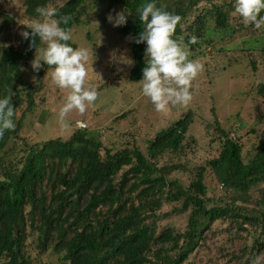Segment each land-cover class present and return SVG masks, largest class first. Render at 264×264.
Segmentation results:
<instances>
[{
	"label": "trees",
	"instance_id": "trees-1",
	"mask_svg": "<svg viewBox=\"0 0 264 264\" xmlns=\"http://www.w3.org/2000/svg\"><path fill=\"white\" fill-rule=\"evenodd\" d=\"M105 1L67 0L55 6L56 0H24L23 7L30 21L37 16V6L53 5L60 15L72 17L61 26L73 31L83 23L87 4ZM107 1L113 8L121 6L128 16L119 30L130 40L134 60L127 68L130 81L143 78L146 43L135 42L144 27L137 10L151 2L182 17L175 38H182L204 65L199 81L207 77L211 88L227 70V76H237L234 85L222 87L223 95L211 91L214 102L219 97L223 107H230L223 124L218 107L211 111L215 121H209L208 134L216 153L205 164L188 160L197 143L188 138L195 120L192 111L161 130L146 149L137 145V135L131 141L112 126H76L67 137L34 141L25 126L39 107L42 85L28 83L22 69L34 59L35 48L30 39L8 32L10 22L17 19L0 5V98L11 87L16 113L15 129L0 138V264H33L26 254L29 224L36 228L40 249L49 248L71 264H215L216 257L228 264H253L256 246L264 247V82L254 81L247 90L235 85L248 79L247 68L260 78L253 55L264 56V28L245 26L234 14L235 0ZM16 25L20 32L18 20ZM23 31L30 30L24 26ZM193 36L198 42L190 44ZM36 46L44 47L39 39ZM232 50L237 55L233 59ZM202 51L205 56H198ZM100 81L99 89L109 82ZM134 111H122L115 121ZM253 139L252 148L246 149V142ZM117 140L122 147L115 150L110 144ZM188 173L192 178L187 184L182 178ZM185 214V228L169 223ZM252 231L251 247L233 248L236 238L247 241ZM242 256L247 258L240 263Z\"/></svg>",
	"mask_w": 264,
	"mask_h": 264
},
{
	"label": "rangeland",
	"instance_id": "rangeland-1",
	"mask_svg": "<svg viewBox=\"0 0 264 264\" xmlns=\"http://www.w3.org/2000/svg\"><path fill=\"white\" fill-rule=\"evenodd\" d=\"M0 1V5L4 7L5 11H8L7 13L10 15H14L21 25V30L19 32L16 25L17 20L16 22H10V28L8 32L12 34L14 38L21 39L22 36L20 33L24 29L23 24L29 21L24 14V0ZM66 1L67 0H56L55 6H61ZM121 11H124L121 6L113 8L110 5V2L107 0L99 4L89 3L86 5L82 17L83 23L80 26L75 27L72 31L73 38L71 41L76 44V47L93 49L95 59L92 64V68L94 72L91 68H89V82L97 89L98 98L93 104L88 106L84 114H80L75 110L71 112L67 118L68 122L70 123V127L67 129L62 128L58 120L59 110L63 106L65 97L68 94L67 90L60 89L54 84L51 76L52 69L45 70L42 66L39 72L33 71L31 67V61L33 59L23 64L22 72L27 82H39L42 85V90L38 98L39 107L26 120L25 132L29 134V136H31L34 141H45L60 135L67 137L77 128L76 122L82 119L86 120L88 125L90 124L96 129L112 126L115 128L114 131H119L122 134L126 133L124 134L125 136L129 135V140L131 141L137 135V145H140L143 147V149H146L148 142L153 140L161 130L168 128L173 122L183 118L187 112L192 111L195 114V120L191 125L188 138L191 141L196 140L197 143L194 144L193 152H191L188 156V160L197 164H205V160L211 159V157L215 155L217 149V146H210L209 140L211 135L208 134L209 121H215L211 112L212 108L218 107L217 113H219L218 115L221 118L222 124L226 119V111L230 110L228 104H224V107L222 106L219 97L217 98L218 101L214 102L211 97V95H213L211 94V91H214L218 96L223 86L235 84L237 76H227L226 74L229 72L227 70V73L224 74L223 72L221 74V79L215 83L214 87L212 86L211 88H209V83H205L208 80L207 77H203V80L200 81L197 79L193 82V99L186 107H172L167 114L157 112L150 99L143 95L142 83L132 82L127 79L126 75L127 72H129L127 68H130L131 66L118 64L113 59L114 53L116 56H119L121 52H126V54L131 57V49L129 44L130 40L120 32V26L114 27L113 24L107 19V16L110 13L115 16L117 12ZM95 22H98V25ZM252 34L253 29L249 30L245 36L250 37ZM254 36L257 35L254 34ZM204 51L206 54H208L210 51L209 46L208 49L205 48ZM204 51L198 53V56H205ZM229 53H232L231 59L237 56L235 54L236 51L232 50ZM195 54V52L191 53L190 59L195 60ZM211 54L216 55V52L213 50ZM208 57H210V59H214L210 54ZM246 57L248 58V56ZM253 57L258 60L257 63L260 68V78L257 79V75L251 74L252 72L249 70V68H247L245 71L248 79L246 80L244 77L241 84L235 85L236 89L247 90L249 89L250 83L253 84L254 81L256 82L255 84L264 82V56L258 52L254 53ZM246 63L249 64V61ZM120 73H124L123 77L116 79ZM100 80H104L105 82L109 80L103 89H99L100 83H102ZM246 81H248V84H245ZM229 93H233V90L230 89ZM220 95L223 94L220 93L219 96ZM221 107L223 110H221ZM131 108H133L135 111L129 118L115 121L117 115H119L122 111L130 110ZM249 109L252 111L251 107ZM249 109H247V111L244 113L245 115L250 112ZM19 118L20 113L18 114L17 119ZM109 133H112V131H109ZM236 134L237 133L235 132L231 135L234 137ZM261 137L262 135L259 138L261 139ZM254 141L255 139L248 140L245 146L246 149L252 148ZM116 142L117 144H110V146H114V149L118 150L120 147H122V145L118 140ZM191 178L192 175L188 173L185 174L184 178L182 179L188 184ZM210 182L212 184L211 187L215 188L214 181ZM219 195H222L221 190H219ZM29 211L30 208L27 210V212ZM187 220L188 214H185L176 218H170L169 223L177 228H185ZM247 225L249 226V224ZM35 230L36 228L33 227L32 224H29L28 229H26V235L28 237L26 254L32 258L33 264H71L68 261L61 260V258L54 253L49 252V248L45 249V247H43L40 249L37 245L38 234ZM254 232L255 231H252L250 233L247 241L236 238L238 244L235 242L233 244V248H242L244 245L251 247L255 240L253 236ZM233 239L234 238L228 241L229 247H231L230 243H232ZM225 244H227V242H225ZM259 247L260 246L257 245L253 252L254 257H256V260L253 264H264V247ZM213 251L215 252L217 250L213 249ZM246 258L247 256H242L240 263L244 262ZM215 264L228 263H226L225 259L216 257Z\"/></svg>",
	"mask_w": 264,
	"mask_h": 264
},
{
	"label": "clouds",
	"instance_id": "clouds-1",
	"mask_svg": "<svg viewBox=\"0 0 264 264\" xmlns=\"http://www.w3.org/2000/svg\"><path fill=\"white\" fill-rule=\"evenodd\" d=\"M137 11L144 27L135 42L146 43V65L141 80L143 95L150 99L157 112L163 114H167L172 107H186L193 99V82L203 72L204 65L199 60L190 59L188 44L182 38H175L182 17L157 7L155 2L141 5ZM35 12L36 18L23 24L30 31L20 34L24 39H30V47L35 48L34 59L31 61L33 71L39 72L43 65H47L52 69L54 84L67 90L68 94L58 114L60 126L67 129L70 127L67 119L69 114L74 110L84 114L88 106L98 98L97 89L89 82V68L94 72L93 49L71 46L69 41L73 38L72 30L61 25H68L72 17L60 15L57 7L37 6ZM262 13L264 0H235L234 14L241 18L245 26L252 25L257 30L264 28ZM107 19L114 27H118L127 23L128 16L121 11L115 16L110 13ZM95 23L98 25V22ZM37 39L44 47L37 48ZM197 42L195 36L189 40L190 44ZM113 59L118 64H134L126 52H121L119 56L114 53ZM6 91L7 95L0 98V138L16 127L12 102L14 92L11 87ZM76 124L80 128H88L90 125L82 119Z\"/></svg>",
	"mask_w": 264,
	"mask_h": 264
},
{
	"label": "built area",
	"instance_id": "built-area-1",
	"mask_svg": "<svg viewBox=\"0 0 264 264\" xmlns=\"http://www.w3.org/2000/svg\"><path fill=\"white\" fill-rule=\"evenodd\" d=\"M82 126H84V124H82Z\"/></svg>",
	"mask_w": 264,
	"mask_h": 264
}]
</instances>
